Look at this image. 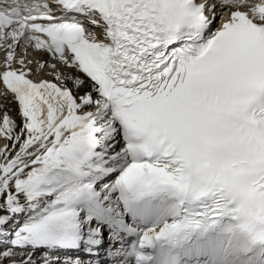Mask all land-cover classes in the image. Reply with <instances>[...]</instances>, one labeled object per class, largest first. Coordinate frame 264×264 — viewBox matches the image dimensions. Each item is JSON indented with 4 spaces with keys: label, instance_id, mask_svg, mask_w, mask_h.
<instances>
[{
    "label": "snow or ice",
    "instance_id": "obj_1",
    "mask_svg": "<svg viewBox=\"0 0 264 264\" xmlns=\"http://www.w3.org/2000/svg\"><path fill=\"white\" fill-rule=\"evenodd\" d=\"M0 51V264H264V0H0Z\"/></svg>",
    "mask_w": 264,
    "mask_h": 264
},
{
    "label": "bare ground",
    "instance_id": "obj_2",
    "mask_svg": "<svg viewBox=\"0 0 264 264\" xmlns=\"http://www.w3.org/2000/svg\"><path fill=\"white\" fill-rule=\"evenodd\" d=\"M218 11H219V9H218ZM33 57H36V58H33ZM29 58L40 59V60H48L49 56H48V54H45V53H41L39 55L33 53L32 55L29 56ZM2 61H3V59H2ZM9 107H10V109L12 111V114L15 115V108H16L15 104H10ZM3 144H4V141L0 140V147H3ZM39 255L40 254L37 253V256H39Z\"/></svg>",
    "mask_w": 264,
    "mask_h": 264
},
{
    "label": "rangeland",
    "instance_id": "obj_3",
    "mask_svg": "<svg viewBox=\"0 0 264 264\" xmlns=\"http://www.w3.org/2000/svg\"><path fill=\"white\" fill-rule=\"evenodd\" d=\"M33 58H36V57H33ZM33 58H29V59H33ZM35 67V66H34Z\"/></svg>",
    "mask_w": 264,
    "mask_h": 264
}]
</instances>
